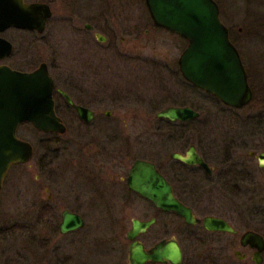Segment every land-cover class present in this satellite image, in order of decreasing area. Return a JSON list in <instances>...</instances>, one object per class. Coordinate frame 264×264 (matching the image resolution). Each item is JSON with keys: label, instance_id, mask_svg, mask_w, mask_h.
Wrapping results in <instances>:
<instances>
[{"label": "flooded vegetation", "instance_id": "1", "mask_svg": "<svg viewBox=\"0 0 264 264\" xmlns=\"http://www.w3.org/2000/svg\"><path fill=\"white\" fill-rule=\"evenodd\" d=\"M21 1L38 5L34 16L39 26L48 16L41 32L6 26L4 0H0V41L11 45L0 65L10 68L4 60L13 51L12 32L20 34L24 47L29 37L33 44L48 48V62L38 65L46 66L53 84L54 115L65 128L62 135L38 132L46 140L36 145L35 264H82L75 258L74 236L88 232L90 219L84 213L88 205L100 209L107 224L99 234L109 256L107 264H130L131 252L150 253L170 241L179 250L178 264H264V212L259 207L264 189L254 175L264 165V138L232 135L221 146L204 140L214 113L227 115L246 107L253 99L251 89L245 106H225L182 78L180 54L174 60L154 54L153 48L144 53L148 45H159L161 34L182 40L153 24L144 0L140 7L139 0ZM170 76L176 84L172 89L167 88L172 86ZM137 106L144 116H138ZM167 108H187L195 116L184 120L156 116ZM249 121H244L246 130ZM254 121L255 129H264L262 118ZM138 126L146 132L137 134ZM67 130L73 138L67 166L60 172L69 170L75 182L62 187L55 181L58 171L47 164L61 156L58 144ZM75 138L83 143L76 146ZM90 140L94 150H83ZM196 158L197 164L185 163ZM136 161L152 166L196 223L187 224L174 212L156 208L129 186ZM63 214L76 216L81 226L61 232ZM207 219L220 221L230 231L209 229L204 225ZM248 233L254 237L242 240ZM141 264L170 263L162 259Z\"/></svg>", "mask_w": 264, "mask_h": 264}, {"label": "water", "instance_id": "2", "mask_svg": "<svg viewBox=\"0 0 264 264\" xmlns=\"http://www.w3.org/2000/svg\"><path fill=\"white\" fill-rule=\"evenodd\" d=\"M144 3L155 26L185 41L177 61L178 70L185 81L212 95L225 106L239 109L249 103L251 91L246 74L239 54L229 40L228 31L219 20L218 8L213 0H144ZM4 7L5 25L15 28L41 32L44 19L48 16V13L44 15L39 26L34 16L38 5H24L21 0H4ZM10 52L11 45L0 41V60ZM52 88L44 64L30 72L0 65V190L8 168L28 163L33 154L31 145L16 136L20 124L27 123L39 133H65V128L54 115ZM66 101L70 103L67 98ZM77 112L82 115V110L77 108ZM156 116L184 120L195 114L187 108H167ZM185 163L197 164V158ZM128 184L156 208L174 212L187 224L197 222L190 210L172 197L171 189L152 166L134 162ZM204 225L209 229L230 231L218 220L207 219ZM79 226L81 221L76 216L63 214L59 229L65 232ZM133 226H136V222ZM252 237L248 233L243 235L242 240ZM179 257L177 245L170 241L163 246L158 245L150 253L140 250L131 252L128 260L130 264H141L147 260L165 259L170 264H178Z\"/></svg>", "mask_w": 264, "mask_h": 264}, {"label": "rangeland", "instance_id": "3", "mask_svg": "<svg viewBox=\"0 0 264 264\" xmlns=\"http://www.w3.org/2000/svg\"><path fill=\"white\" fill-rule=\"evenodd\" d=\"M213 1L218 8L219 20L227 29L229 40L236 48L243 63L253 99L246 107L238 111H229L227 115V112H215L213 125L208 126L204 140L215 142L217 146H221L232 135L242 136L245 134L251 137L254 134H260L264 138V129H255L256 122H253L257 118H262L264 122V102L260 101V97L264 98V94H262L264 93V0ZM137 6H143L142 0L137 2ZM12 33L15 34L16 32ZM12 33L10 38L13 41V51L4 60L6 65L15 70L30 71L39 62H48V48L41 46V44L38 45L36 42L33 44L29 37L25 38L26 41L29 40V43L24 47L19 41L20 34L12 35ZM160 38L159 45H148V51H144V53H150L153 48L154 54L168 55L169 58L175 60L184 48V42L173 35L162 36L161 34ZM167 79L172 83V86L168 84L167 88H175L176 84L173 77L170 76ZM136 111L139 117L145 115L141 107L137 106ZM226 118L232 119V122L227 123ZM246 119L250 120L247 130L243 127L246 124L244 122ZM100 129V126L96 128L97 131ZM72 130L76 135H79L77 137L83 138L76 127L72 126ZM144 132L146 129L142 126L137 127V134ZM16 136L31 145L33 154L28 163L12 166L2 185L0 192V264H35L37 255L34 244L35 227L33 225L35 223L37 189L34 182L37 175L35 168L38 166L39 158L36 145L40 140L45 141L46 138L34 131L27 123L17 127ZM72 138V133L67 130L58 144L59 155L61 156L47 164L48 167L58 171L55 175V181L58 186L62 187L75 182L69 170L60 172L67 166L66 158ZM152 140L156 142L158 138L154 136ZM75 142L83 143V141L78 140ZM79 143L76 146L80 145ZM86 143L90 146L83 150H94L91 140ZM245 151L247 150H243V153ZM254 175L264 189V165L261 169H255ZM42 197L44 198L45 194H42ZM246 198L247 196H244L242 200ZM261 199L259 207L264 212V195L261 196ZM84 213L90 219L89 228L85 236L83 234L74 236L75 258L82 264H107L109 256L106 245L99 240V234L103 233L107 227L105 219L101 216L100 209L96 210L94 205L86 206Z\"/></svg>", "mask_w": 264, "mask_h": 264}]
</instances>
